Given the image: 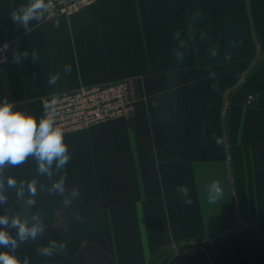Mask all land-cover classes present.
I'll return each mask as SVG.
<instances>
[{
	"label": "crops",
	"instance_id": "0c3cea01",
	"mask_svg": "<svg viewBox=\"0 0 264 264\" xmlns=\"http://www.w3.org/2000/svg\"><path fill=\"white\" fill-rule=\"evenodd\" d=\"M27 2L0 0V46L18 44L0 64V101L39 120L46 97L120 79L132 81L137 99L128 118L65 132L71 159L53 179L66 173V187L79 188L70 209L58 194L38 190L28 208L27 192L7 191L0 215L39 212L45 223L16 255L57 264L94 244L116 264H264V0H96L26 30L10 14ZM177 30L187 41L182 62L172 54ZM25 49L14 63L13 52ZM6 171L51 183L31 159ZM213 180L223 196L210 203ZM181 185L190 204L175 190ZM50 240L65 251L41 256Z\"/></svg>",
	"mask_w": 264,
	"mask_h": 264
},
{
	"label": "clouds",
	"instance_id": "9594fccd",
	"mask_svg": "<svg viewBox=\"0 0 264 264\" xmlns=\"http://www.w3.org/2000/svg\"><path fill=\"white\" fill-rule=\"evenodd\" d=\"M54 7L53 0H28L26 5H20L11 12L12 20L16 25L23 26L26 30L32 21H42L46 13ZM203 14L198 10L193 14L195 19H199ZM53 26L60 27V20L55 19ZM188 38H193V29L190 25ZM201 40L206 39L203 30L200 32ZM173 39L178 42L172 49V54L178 62H182L184 52L181 49L187 48V41L182 38L179 30L173 33ZM235 43V42H230ZM8 44L4 43L0 51H7ZM212 58L218 55L216 48L209 49ZM29 52L25 49L22 53L13 52V62L20 63L21 57L27 58ZM32 59L37 60L35 50H31ZM7 57H5V60ZM225 60H231V54H225ZM71 65L65 64L63 72L70 74ZM212 75H215L214 73ZM60 79L59 73L49 76L47 81L49 86L55 85ZM64 128L56 121L54 108L41 116L39 120L33 115L23 110L16 109L13 102L7 99L0 101V205H7L8 190H14L18 197L27 192L28 198L25 204L28 208L36 204L35 197L39 191H46L48 194H58L62 197L64 209H70L74 201L79 198L78 187H66V173L59 175V179L54 176L61 173L62 169L71 159V153L64 140ZM213 140L217 145L223 141L213 135ZM35 161L37 174L44 176L50 181V186L39 182L37 179L31 181H19L10 174L6 175V170L10 167L21 166L29 161ZM184 197V203L190 204L189 189L187 186H177L175 189ZM208 200L215 203L223 196V188L218 180H213L208 186ZM76 220L80 219L79 213H73ZM0 264H30V257L25 256L21 260L17 255V249L29 242H35L45 232V223L41 213H32L26 217L20 214H9L7 210L0 215ZM10 230H15L13 236ZM66 249L65 243H57L50 240L48 245L39 250L41 256L53 257Z\"/></svg>",
	"mask_w": 264,
	"mask_h": 264
},
{
	"label": "built area",
	"instance_id": "2783aa9c",
	"mask_svg": "<svg viewBox=\"0 0 264 264\" xmlns=\"http://www.w3.org/2000/svg\"><path fill=\"white\" fill-rule=\"evenodd\" d=\"M95 1L53 0L54 7L46 13L45 17L49 19L62 14L69 15ZM7 44V51H0V64L7 62L10 50L18 45L17 41ZM5 57H7L6 60ZM136 99L132 81L120 79L80 86L48 96L43 100V108L44 115L54 108L57 123L64 128V132H70L109 120L128 118L133 112Z\"/></svg>",
	"mask_w": 264,
	"mask_h": 264
},
{
	"label": "water",
	"instance_id": "95a60500",
	"mask_svg": "<svg viewBox=\"0 0 264 264\" xmlns=\"http://www.w3.org/2000/svg\"><path fill=\"white\" fill-rule=\"evenodd\" d=\"M57 264H116L115 261L99 246L87 244L82 247L75 258H64Z\"/></svg>",
	"mask_w": 264,
	"mask_h": 264
},
{
	"label": "bare ground",
	"instance_id": "6f19581e",
	"mask_svg": "<svg viewBox=\"0 0 264 264\" xmlns=\"http://www.w3.org/2000/svg\"><path fill=\"white\" fill-rule=\"evenodd\" d=\"M251 104V103H250ZM84 129V128H83Z\"/></svg>",
	"mask_w": 264,
	"mask_h": 264
}]
</instances>
